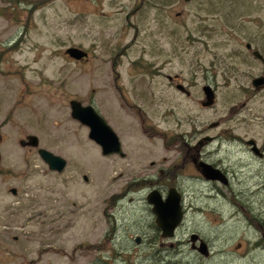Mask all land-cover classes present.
<instances>
[{
	"label": "rangeland",
	"instance_id": "374dc122",
	"mask_svg": "<svg viewBox=\"0 0 264 264\" xmlns=\"http://www.w3.org/2000/svg\"><path fill=\"white\" fill-rule=\"evenodd\" d=\"M259 30L264 0H0V264H198L185 244L192 233L213 253L199 264H264L255 247L259 227H251L264 209V193L247 190L260 177L239 173L242 183L233 181V196L221 184L213 191L193 164L186 166L175 179L191 205L185 224L174 240L151 225V244L149 187L135 184L150 176L157 183L165 171L170 186L179 173L173 168L183 161L180 145L167 147L163 134L172 142L247 103L242 86L263 70L236 51ZM70 46L85 49L89 58H72ZM168 75H177L175 83L192 90L191 97ZM207 83L218 91L215 105L203 108ZM254 98L250 109L264 114V93ZM72 99L101 113L125 157L102 153L89 127L72 117ZM249 112L241 113L254 119L248 128H262L264 118ZM29 134L67 159L63 173L50 171L37 148L20 144ZM219 155L238 160L229 151ZM239 245L243 252L231 253Z\"/></svg>",
	"mask_w": 264,
	"mask_h": 264
},
{
	"label": "flooded vegetation",
	"instance_id": "af4514ba",
	"mask_svg": "<svg viewBox=\"0 0 264 264\" xmlns=\"http://www.w3.org/2000/svg\"><path fill=\"white\" fill-rule=\"evenodd\" d=\"M191 1L192 0L185 1V2H191ZM259 23H260V20H257L256 25H257V28L260 29L261 26ZM241 52L248 53L249 58L252 61H255L256 63L260 64L263 70L260 73H256L253 75L250 74V76L252 75V77H249L250 84L247 87L242 86L243 88L242 90L244 94L248 96V99L246 100L247 103L246 102L243 103L240 106V108H237V109H236L237 106H234L233 108H231L229 117H223L220 120L213 121V122L211 121L207 125H206V122L201 121L199 125H194V127L189 132H184L181 134V136H179V139L177 140L175 144H176V148L180 145L177 148V150L180 149L179 152H180V156L182 157L183 161L180 164V166L178 164H175L173 168L174 170L173 172L179 171V173L178 174L175 173L172 175L171 177L172 182L170 183V186L167 184L165 179L171 176L169 174L171 172L165 173V171H162L163 179L158 180L157 182L158 186L155 185L156 187L155 186L153 187V184H152L153 182H151V176H150V180H149L150 186H149L148 195L153 190H159L163 194V196L166 198L171 188H175L178 191V193L181 195L183 221L181 225L179 226V228L177 229V231L182 226H184L185 224L184 220L186 219V214L189 212L188 210L191 209V205L186 202V195L185 194L183 195V192L180 190L181 184L179 183L178 184L179 186L175 185V182H176L175 179L181 176L183 172L182 169H185L186 166L188 165L190 166L191 164H193L195 166L197 172L199 173V176H198L199 179H201L202 182L210 184L213 191H217L219 189L218 185L221 184L224 188H228L233 193V190H232L233 181L239 184L242 183L240 179V175H239V173H241L245 176H248V175L252 176V178H259V177L261 178V180L259 181H251L254 185L252 186L251 189L249 188L247 189L249 190L250 195L255 192L264 193V126L260 128L261 125L259 126L252 125L251 127L248 128L249 122H247V120L251 122V121H254V119H252V117L247 119L246 116H241V113L243 112L244 108H249L250 116H253L256 119L264 118V114L261 113L260 111L256 109L251 110L250 108L252 107H250V103H249V101H252V103L255 101L254 97L256 95H258L259 93H264V31L259 30L257 31L255 35L250 36L245 43V50L242 49V50L236 51V53H239V54H241ZM89 56L90 54L88 52V56L83 59H80L79 61L86 60L89 58ZM257 78H263V82L254 84V80ZM168 79L170 80V83L175 84L176 88H178L181 92L191 97L192 90L187 88V86L182 83H175V81L178 79L177 75L176 76L168 75ZM179 85H182L183 88L182 89L179 88ZM206 85L211 86V88L213 89L215 93L214 102L211 105H205V103L207 102V98H206V93L204 91V87ZM202 90L204 92V98L200 100L202 107L203 108L213 107L216 103L218 86H213L212 84L207 83L202 86ZM233 120H235V122L231 124V126H226V127L222 126L226 121H233ZM144 123H145V119L143 118V124ZM143 128H144V125H143ZM212 128L217 129V132L210 133V130ZM150 130H151V125H150ZM242 130L244 131V133H242ZM246 130H249V131H246ZM29 135H27V137ZM27 137L21 140H26ZM224 145L229 146L230 148H227ZM27 146H30V145H27ZM33 148H36V147H33ZM223 150L229 151L230 155L236 157L238 160L232 162L231 158L220 156L219 154H221V151ZM203 163H207L211 165L213 169L221 172L222 174L221 176L223 177V180H206L203 176V168H202ZM67 164H68V161H67ZM243 170H245V173H242ZM85 181L87 180L85 179ZM130 190L131 189L129 188V191ZM11 193L14 197L19 196V192L15 188L11 189ZM242 193H243V190L237 191L238 197H241ZM148 195L146 196V203L148 205L149 218H150L149 226H148L149 231H150V234H149L150 237H148V242L149 244H151V225H152V228H155L157 231H159V233H161V237L163 239H166V238L163 237L162 231L160 230V228L158 227L156 223L157 216L153 212V206L149 203L147 199ZM233 196H234V193H233ZM120 197L122 198L123 195H121ZM151 210H152V214L154 218V221L152 222V224H151ZM234 218L231 217V220L237 224L236 221H240V219H237L238 215L234 214ZM256 219L258 221L251 220L252 222L251 227L253 228L256 226L259 227L258 232L256 229H254V231L257 232L256 235L259 236L258 237L259 241L255 243V247L258 248V253L260 252L259 254L264 256V209L262 210V213L260 212L258 213ZM177 231L173 239H167V240L176 239ZM194 234L196 233H192L190 235L189 239L185 241V244L190 245L191 249L187 252L190 254H195L197 259L195 258L193 261L199 264L203 261H207L210 258H212L213 253H211V251L209 250L208 255H203L198 250V246H200V241L203 239L198 234H196L200 237V240L193 242L192 235ZM142 235L144 234L142 233ZM135 240H136V243L139 244L142 241V238L137 237ZM151 247L152 246H150V250H151ZM260 247H263V250H260L259 249ZM240 248H241V245H239V248L236 251H232L231 253L240 254L241 252H243V250H241ZM176 253L182 254V253H186V251L177 250ZM217 253L218 255H222L223 251L221 252L218 250ZM243 257L245 256H240V258H243ZM168 262L169 264H180L183 261H179V260L175 261V260L170 259V261ZM189 262L190 261H188V263ZM236 263H240V262H236ZM230 264H234V260Z\"/></svg>",
	"mask_w": 264,
	"mask_h": 264
},
{
	"label": "water",
	"instance_id": "95a60500",
	"mask_svg": "<svg viewBox=\"0 0 264 264\" xmlns=\"http://www.w3.org/2000/svg\"><path fill=\"white\" fill-rule=\"evenodd\" d=\"M66 52L77 60L88 56V52L78 46H70L66 49ZM262 82L263 78L254 80V84ZM179 88L182 89L183 86L179 85ZM204 91L207 98L205 105H211L214 102L215 93L209 85L204 87ZM70 106L72 117L89 127V137L101 147L104 155L117 154L121 157L126 156L118 134L92 104L85 105L78 99H72L70 100ZM20 144L22 146L30 145L36 147L50 171L62 173L67 168V159L40 146V139L37 135H29L26 140H20ZM202 168L203 176L206 180H223L221 172L213 169L211 165L203 163ZM85 179L87 180V177ZM147 199L153 206V212L157 215L156 223L162 230L163 237L166 239L174 238L177 229L183 221L181 195L175 188H171L166 198L159 190H154L148 195ZM197 240H200V237L196 234L192 235V241L196 242ZM198 250L203 255L209 254V247L204 240L200 241Z\"/></svg>",
	"mask_w": 264,
	"mask_h": 264
},
{
	"label": "trees",
	"instance_id": "16d2710c",
	"mask_svg": "<svg viewBox=\"0 0 264 264\" xmlns=\"http://www.w3.org/2000/svg\"><path fill=\"white\" fill-rule=\"evenodd\" d=\"M181 136V135H180ZM162 137L164 138V140H166V142H167V144H166V146L167 147H169V145L170 146H172V145H174L177 141L176 140H178L179 139V136L178 137H176L172 142H169L168 143V138L166 137V135L165 134H163L162 135ZM136 185H138V186H140L141 188H145V187H149L150 186V182L148 181V180H146V181H142L141 183L140 182H137V183H135ZM153 184V187L156 185V186H158V184L157 183H155V182H153L152 183ZM133 186H134V183H130V185H129V187L130 188H133ZM155 186V187H156ZM118 198H121L119 195L118 196H115V197H113V199L110 201L111 203H114V202H116V200L118 199ZM115 227H112V229H111V231L108 233V235H106L107 236V239H108V236H109V239L110 240H113L114 239V235H115ZM114 253L116 254V251H114ZM115 254H114V256H115ZM94 264H108L107 262H105V261H102L101 259H98V261H96Z\"/></svg>",
	"mask_w": 264,
	"mask_h": 264
},
{
	"label": "bare ground",
	"instance_id": "6f19581e",
	"mask_svg": "<svg viewBox=\"0 0 264 264\" xmlns=\"http://www.w3.org/2000/svg\"><path fill=\"white\" fill-rule=\"evenodd\" d=\"M154 191V190H153ZM157 216V215H156ZM161 230V229H160ZM162 231V230H161ZM162 234H163V232H162ZM175 237V236H174ZM173 239V238H172Z\"/></svg>",
	"mask_w": 264,
	"mask_h": 264
}]
</instances>
